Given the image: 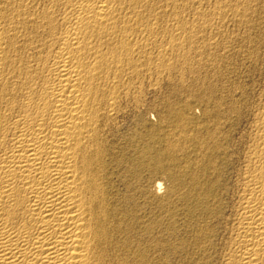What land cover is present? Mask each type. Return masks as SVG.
I'll return each instance as SVG.
<instances>
[{
    "label": "bare ground",
    "instance_id": "obj_1",
    "mask_svg": "<svg viewBox=\"0 0 264 264\" xmlns=\"http://www.w3.org/2000/svg\"><path fill=\"white\" fill-rule=\"evenodd\" d=\"M261 9L0 0V264H264V99L238 140L237 99L206 77L150 103L156 124L139 113L159 79L219 71L230 25L259 49Z\"/></svg>",
    "mask_w": 264,
    "mask_h": 264
},
{
    "label": "rangeland",
    "instance_id": "obj_2",
    "mask_svg": "<svg viewBox=\"0 0 264 264\" xmlns=\"http://www.w3.org/2000/svg\"><path fill=\"white\" fill-rule=\"evenodd\" d=\"M260 13L263 16L262 23L259 25L261 28L257 26L250 30L246 29V32L250 33L253 40L257 42L256 45L259 46V49L255 48L253 51L252 48H248V44L241 41L240 35L234 32L235 29L230 25L226 33L232 38L231 42L235 46L234 53L219 71L213 72L210 69H203L204 73L202 74L205 76L199 75L200 73L185 72L174 74L170 78L159 79L154 86H146L142 90V98H144L145 103L140 108L139 113L156 124L158 120L157 111L147 110L150 103L153 102L157 108H162L166 104L171 106L180 96L186 98L190 89L196 90L206 77L207 82L218 84L223 93L230 89L237 99L242 116L240 119L236 117V123L230 127V133L234 140H238L239 134L246 130L244 119L247 117L249 109L259 106L264 99V9H261ZM241 29L244 31L243 27ZM207 71L209 73H205ZM193 112L196 116L200 115L201 110L198 105L195 104ZM135 125L137 124H134L131 119V122L128 121L125 127L132 128ZM153 178L163 183L160 194H164L169 186L165 174L161 172L153 175Z\"/></svg>",
    "mask_w": 264,
    "mask_h": 264
}]
</instances>
